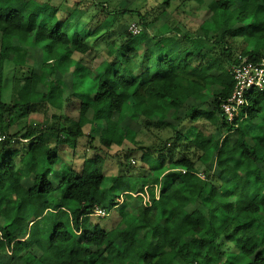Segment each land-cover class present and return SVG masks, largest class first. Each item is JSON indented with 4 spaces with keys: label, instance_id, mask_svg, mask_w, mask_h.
<instances>
[{
    "label": "clouds",
    "instance_id": "1",
    "mask_svg": "<svg viewBox=\"0 0 264 264\" xmlns=\"http://www.w3.org/2000/svg\"><path fill=\"white\" fill-rule=\"evenodd\" d=\"M0 264H264V0H0Z\"/></svg>",
    "mask_w": 264,
    "mask_h": 264
}]
</instances>
